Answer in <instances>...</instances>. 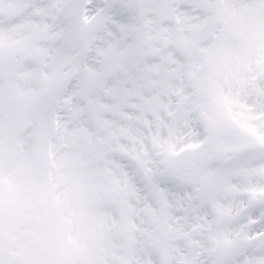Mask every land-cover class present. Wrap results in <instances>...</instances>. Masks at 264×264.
<instances>
[{
    "label": "snow or ice",
    "instance_id": "1",
    "mask_svg": "<svg viewBox=\"0 0 264 264\" xmlns=\"http://www.w3.org/2000/svg\"><path fill=\"white\" fill-rule=\"evenodd\" d=\"M0 264H264V0H0Z\"/></svg>",
    "mask_w": 264,
    "mask_h": 264
}]
</instances>
